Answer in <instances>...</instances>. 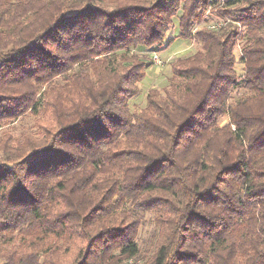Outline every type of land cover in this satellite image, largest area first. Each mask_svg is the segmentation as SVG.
Instances as JSON below:
<instances>
[{
	"label": "trees",
	"instance_id": "16d2710c",
	"mask_svg": "<svg viewBox=\"0 0 264 264\" xmlns=\"http://www.w3.org/2000/svg\"><path fill=\"white\" fill-rule=\"evenodd\" d=\"M178 39L199 48L133 109ZM27 115L0 138V264H264V0H0V129Z\"/></svg>",
	"mask_w": 264,
	"mask_h": 264
},
{
	"label": "rangeland",
	"instance_id": "374dc122",
	"mask_svg": "<svg viewBox=\"0 0 264 264\" xmlns=\"http://www.w3.org/2000/svg\"><path fill=\"white\" fill-rule=\"evenodd\" d=\"M205 21H202L197 29H201L207 25H211L214 23L216 19V15L212 12H209L204 18ZM180 32L179 29V17L174 19L173 27L171 28L170 32L168 33L167 39L170 40L171 38L178 36ZM174 40V39H173ZM242 41V40H241ZM241 41L238 47L236 48L237 52V71L239 75L243 74V65L240 63L241 54ZM199 47L197 44L191 41H184V40H176L173 44L169 45L166 44L164 47H155L154 51L156 52L157 56L159 57L160 63L157 64H149L146 68V76L145 78L139 83L140 93L131 100V106L133 109H142L145 108L147 105V94L151 89H163L164 87L168 86L169 79L172 76V63L181 57H185L189 54L194 53ZM235 97H238V93L235 94ZM239 98V97H238ZM40 117L35 118L32 115H27L23 119L15 122L14 124L10 125L8 128L0 129V138L2 137L4 131L6 129L11 130L16 136L21 135L22 133L28 132L29 129H33V126H36V122H38ZM227 122V118L222 119L221 124H225ZM155 218L156 213L151 212L145 215V220L140 228V233L138 237V243L144 249L152 250L155 244ZM55 239H51L49 244L55 243ZM61 249L58 253L63 256L65 259H70L76 253L74 248L70 246V244H62L60 243ZM70 246V252H66V247Z\"/></svg>",
	"mask_w": 264,
	"mask_h": 264
},
{
	"label": "built area",
	"instance_id": "2783aa9c",
	"mask_svg": "<svg viewBox=\"0 0 264 264\" xmlns=\"http://www.w3.org/2000/svg\"><path fill=\"white\" fill-rule=\"evenodd\" d=\"M211 28H218V26L212 25ZM153 61H154L155 64H157V65L160 63V60H159V57L157 56V54H154V55H153Z\"/></svg>",
	"mask_w": 264,
	"mask_h": 264
}]
</instances>
